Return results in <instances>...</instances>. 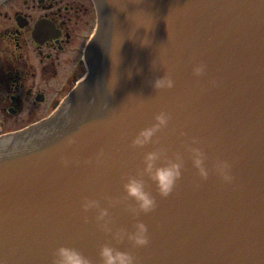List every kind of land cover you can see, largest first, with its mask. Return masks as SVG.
I'll use <instances>...</instances> for the list:
<instances>
[{
    "label": "water",
    "instance_id": "1",
    "mask_svg": "<svg viewBox=\"0 0 264 264\" xmlns=\"http://www.w3.org/2000/svg\"><path fill=\"white\" fill-rule=\"evenodd\" d=\"M91 1L96 27L82 81L47 119L0 137V264H50L60 245L95 264L111 237L94 210L84 223L83 198L106 207L102 197L124 195L122 177L143 167L145 153L184 152L192 137L208 167L232 164L233 183L200 181L184 152L175 192L137 218L150 245H113L139 264H264V0ZM201 62L206 73L196 77ZM165 74L174 87L157 91ZM160 111L172 116L160 144L130 148ZM109 211L114 230H133L122 206Z\"/></svg>",
    "mask_w": 264,
    "mask_h": 264
},
{
    "label": "flooded vegetation",
    "instance_id": "2",
    "mask_svg": "<svg viewBox=\"0 0 264 264\" xmlns=\"http://www.w3.org/2000/svg\"><path fill=\"white\" fill-rule=\"evenodd\" d=\"M96 27L90 0H0V128L9 118L50 116L86 73Z\"/></svg>",
    "mask_w": 264,
    "mask_h": 264
},
{
    "label": "clouds",
    "instance_id": "3",
    "mask_svg": "<svg viewBox=\"0 0 264 264\" xmlns=\"http://www.w3.org/2000/svg\"><path fill=\"white\" fill-rule=\"evenodd\" d=\"M207 65L203 62L193 68V75L202 77L206 73ZM212 86H216V81H210ZM153 87L159 90H170L174 87V80L169 74L163 78L155 80ZM172 116L166 111H160L154 116V123L140 130L131 140L130 148L133 150L144 149L145 146L160 144L158 133L163 132L169 127ZM181 136L185 133L181 132ZM72 141H69L71 143ZM196 137L191 138L190 143L183 145L184 152L188 154L192 167L196 170V175L200 181H207L210 175L217 176L224 184H231L234 181L232 175V164L228 160L217 159L211 167H208L206 161L208 156ZM184 152L175 151L169 156V148L161 145L154 148L143 156V167L136 171L135 175L126 174L122 177V188L124 195L120 197L103 196L102 199L107 202V206H101L99 199H90L84 197L81 203V210L85 215L83 221L89 222L87 213L95 211V223L99 231L111 240L99 245L98 261L95 264H139V258L132 251L121 250L120 245L127 241L133 249L146 248L150 245V236L148 226L138 220L139 216L148 215L158 207L156 196L168 198L171 196L179 182L182 180L185 171ZM104 152L101 150L95 157L97 165L102 163ZM65 166L68 161H63ZM86 164L93 163L92 160L85 161ZM152 185L155 186V193H152ZM199 187V184L196 185ZM122 206L136 222L132 225L133 230L120 227L114 230V221L110 214V209L116 206ZM50 264H94V261L86 256L81 250L74 246L60 245L56 247L50 257Z\"/></svg>",
    "mask_w": 264,
    "mask_h": 264
},
{
    "label": "rangeland",
    "instance_id": "4",
    "mask_svg": "<svg viewBox=\"0 0 264 264\" xmlns=\"http://www.w3.org/2000/svg\"><path fill=\"white\" fill-rule=\"evenodd\" d=\"M39 115H34V116H26V114L23 113V116L22 117H17V118H9L7 120H9L8 122H5L3 124V126L0 128V130H6V129H11V128H15V127H18V126H21L23 125L24 123L26 122H29V121H34L36 119H39L38 117ZM47 118V117H46ZM3 118H0L1 121Z\"/></svg>",
    "mask_w": 264,
    "mask_h": 264
}]
</instances>
